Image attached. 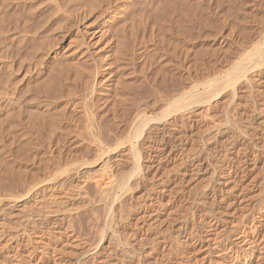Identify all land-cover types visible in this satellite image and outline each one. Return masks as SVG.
<instances>
[{
	"label": "rangeland",
	"instance_id": "1",
	"mask_svg": "<svg viewBox=\"0 0 264 264\" xmlns=\"http://www.w3.org/2000/svg\"><path fill=\"white\" fill-rule=\"evenodd\" d=\"M172 1H89L65 30L70 0H0V264H236L264 219V63L233 65L264 0ZM106 17L124 56L87 70L76 27Z\"/></svg>",
	"mask_w": 264,
	"mask_h": 264
},
{
	"label": "bare ground",
	"instance_id": "2",
	"mask_svg": "<svg viewBox=\"0 0 264 264\" xmlns=\"http://www.w3.org/2000/svg\"><path fill=\"white\" fill-rule=\"evenodd\" d=\"M3 1V0H2ZM70 1H72L71 3L73 4L72 6L71 5H69V6H71V7H73V10H70L69 9V11L67 10V12H65V13H63V18L61 19L62 20V22H60V24H59V21H57L56 19H55V25L56 24H59L58 25V27L60 26L61 28H64V25H62L61 23H63V24H66V25H70L71 23H73L75 20V25L74 26H76L77 24H76V22H77V17H79V15H80V13L84 10V4H85V7H86V5L89 3V1H90V3H93V1L94 0H87L88 1V3H81V1L80 0H70ZM101 1H105V0H101ZM109 1V3H108V7H106V9H102V10H106L105 11V13L106 12H108L109 14H113V13H115V8H116V5H114L113 6V3L115 2V0H108ZM164 1V0H163ZM170 1H172V0H170ZM175 1V0H174ZM183 1V0H182ZM235 1V0H234ZM86 2V1H85ZM99 2V1H98ZM173 2V1H172ZM218 2V1H217ZM232 2H233V0H232ZM17 3V2H16ZM70 3V4H71ZM95 3H96V1H95ZM101 3V2H100ZM103 3V2H102ZM167 3V2H166ZM165 3V4H166ZM234 3V2H233ZM5 4V3H4ZM173 4H174V2H173ZM172 4V5H173ZM197 4V3H196ZM92 5V4H91ZM99 5V4H98ZM162 5V4H161ZM160 5V6H161ZM169 5V4H168ZM171 5V4H170ZM171 5V6H172ZM59 6V5H58ZM174 6V5H173ZM235 6V5H234ZM233 6V7H234ZM40 7V6H39ZM67 7V6H66ZM161 7H163V5L161 6ZM89 8H91L92 9V7H89ZM171 8V7H170ZM173 8V7H172ZM195 8V7H194ZM6 9V8H5ZM67 9V8H66ZM94 9H95V7H94ZM157 9H158V7H157ZM161 9V8H160ZM163 9V8H162ZM165 9V8H164ZM167 9H168V6H167ZM215 9V8H214ZM221 9V8H220ZM233 9V8H232ZM52 10V9H51ZM159 10V9H158ZM60 11V10H59ZM65 11V10H64ZM95 11V10H94ZM232 11V10H231ZM100 12H102V11H100ZM100 12L99 13H96V14H100ZM159 11H157V13H158ZM177 12V11H176ZM51 13V12H50ZM82 13H85V12H82ZM92 13V12H91ZM225 13V12H224ZM55 14V13H54ZM102 14H104L103 12H102ZM152 14H154V13H152ZM171 14V13H170ZM233 14V13H232ZM57 15V14H56ZM60 15H62V13L60 14ZM101 15V14H100ZM99 15V16H100ZM105 15V14H104ZM107 15V14H106ZM156 15V14H155ZM167 15V14H166ZM222 15V14H221ZM231 15V14H230ZM96 16V15H95ZM98 16V15H97ZM96 16V18H98ZM158 16V15H157ZM208 16V15H207ZM224 16V15H223ZM21 17V16H20ZM101 17V16H100ZM99 17V18H100ZM230 17V16H229ZM12 18V17H11ZM41 18V17H40ZM59 17H57V19H58ZM107 18V17H106ZM184 19L186 18V17H183ZM124 19V18H123ZM172 19V18H171ZM170 19V20H171ZM60 20V19H59ZM95 20V19H94ZM155 20H157V19H155ZM2 21V20H1ZM26 21V20H25ZM159 21V20H158ZM173 21V20H172ZM183 21V20H182ZM186 21V20H185ZM190 21V20H189ZM58 22V23H57ZM95 22V21H94ZM160 22V21H159ZM179 22H181V21H179ZM262 22V21H261ZM54 23V22H53ZM93 23V22H92ZM109 23H110V17L109 18H107L106 20H103V22H102V24L103 25H98V26H94V27H91V25L89 26L88 24H87V26H85V27H82V28H77L76 27V36L74 37V41L71 43L75 48H73L72 47V49L70 48V51H69V53H67V54H65V55H67V57H69V58H72V59H77L76 61H78V59H81L80 61H79V64H78V62H76L75 60L73 61V60H69L70 61V63H68L69 64V66H71L72 65V62H74V64H78V65H81V64H83L82 66H84V64H87V60H88V58L90 59L92 56L93 57H97L95 60H99V61H96V62H101L102 64H103V62L105 63V66H106V63H108L109 62V60H110V57H111V59L114 61V59H116V60H118L119 61V59L121 58V56L123 55V50L120 48L121 46H123V49H124V47L126 46V45H124L123 43L121 44L120 42L122 41V39H120L119 40V37L118 36H120V29L119 28H121V27H119V28H117L118 30H115V33H113L112 31V28L110 29V27L108 26L109 25ZM169 23V22H168ZM120 24V23H119ZM156 24V23H155ZM157 24H159V23H157ZM156 24V25H157ZM167 24V23H166ZM175 24H176V22H175ZM174 24V25H175ZM184 23H182L181 25H183ZM63 27H62V26ZM85 25V24H84ZM83 25V26H84ZM121 25V24H120ZM125 25V24H124ZM160 25V24H159ZM171 25V24H170ZM180 25V26H181ZM40 26V25H39ZM43 26V25H42ZM52 26V25H51ZM51 26H49V27H51ZM57 26V25H56ZM74 26H72L71 25V27H74ZM116 26V25H115ZM165 25L163 24L162 25V27H164ZM54 27V26H53ZM66 27H68V26H66ZM123 27V26H122ZM144 27V26H143ZM149 27H150V25H149ZM157 27V26H156ZM161 27V25H160V27H158V29H161L162 28ZM167 27H169V26H166V29H167ZM182 27V26H181ZM188 27V26H187ZM54 28H56V27H54ZM165 28V27H164ZM171 28V27H170ZM169 28V29H170ZM184 28V27H183ZM52 29V28H51ZM58 29V28H57ZM56 29V30H57ZM65 29V28H64ZM68 29H70L69 27H68ZM115 29V28H114ZM124 29V28H123ZM163 29V28H162ZM165 29V30H166ZM168 29V31H170ZM179 29H180V27H179ZM27 30V29H26ZM66 30V29H65ZM112 30V31H111ZM134 30V29H133ZM154 30V29H153ZM164 30V29H163ZM163 30H160L161 32L163 31ZM181 30V29H180ZM179 30V32L178 31H176V32H178V33H182V31H180ZM186 30V29H185ZM159 31V30H158ZM167 31V32H168ZM172 31H173V29H172ZM20 32V31H19ZM31 32V31H30ZM29 32V33H30ZM38 32V31H37ZM161 32H159V33H161ZM166 32V33H167ZM183 32H185V31H183ZM26 33V32H25ZM171 33V32H170ZM178 33H177V35H178ZM259 33V32H258ZM32 34V33H31ZM164 34H165V31H164ZM65 35V34H64ZM116 35V36H115ZM121 35H123V34H121ZM125 35V34H124ZM173 35H174V33H173ZM258 35V34H257ZM126 36V35H125ZM129 36V35H128ZM130 36H131V34H130ZM129 36V37H130ZM175 36V35H174ZM249 36V35H248ZM114 37H118V42H116L115 40V42L116 43H114L113 44V39H115ZM124 37V36H123ZM136 37V36H135ZM161 37V36H160ZM168 37V36H167ZM258 37V36H257ZM131 38V37H130ZM141 38V37H140ZM46 39V38H45ZM55 39V38H54ZM71 39H73V38H71ZM126 39V38H125ZM163 39H164V37L162 38V41H163ZM166 39V38H165ZM170 39H172V38H170ZM161 40V39H160ZM244 40V39H243ZM43 41V40H42ZM51 41V40H50ZM69 41V40H68ZM157 41H159V40H157ZM57 42V41H56ZM70 42H71V40H70ZM127 42H128V39H127ZM132 42V41H131ZM165 42V41H164ZM170 42V41H169ZM52 43V42H51ZM59 43V42H58ZM69 43V42H68ZM121 45H120V44ZM124 43L126 44V40H124ZM118 44H119V46H118ZM135 44V43H134ZM251 44V46H250V48L247 50V51H244V53H243V55H242V57L240 58V60H239V62H234L235 64L233 65L234 66V69H236L237 70V72H238V70L239 71H244L245 72V70H247V69H250V68H256V67H258L259 66V64H260V66H261V64L262 63H264V33L263 34H261V35H259V37L256 39L255 38V40L254 41H252V43H250ZM19 45V44H18ZM55 45V44H54ZM57 45V44H56ZM248 45V44H247ZM67 46V45H66ZM116 46H117V48L119 47V49H115L116 48ZM133 46V45H132ZM249 46V45H248ZM247 46V47H248ZM49 47H51V46H49ZM246 46H245V48H247ZM48 48V47H47ZM114 49H115V51H114ZM127 51V50H126ZM47 52H48V50H47ZM239 53H241V51H238ZM237 52V54H239ZM8 54V53H7ZM45 54H46V52H45ZM57 53L55 52V51H53V52H50V53H48L46 56V58L48 59V60H52L53 58H55V55H56ZM60 54V53H59ZM124 54H125V52H124ZM115 55V58L113 57L112 58V56H114ZM25 56V55H24ZM44 57H45V55H43ZM59 56V55H58ZM124 56V55H123ZM123 56H122V58H123ZM68 58V59H69ZM87 59V60H86ZM93 59V58H92ZM93 59V60H94ZM135 59V58H134ZM47 60V61H48ZM66 60V59H65ZM85 60H86V63H85ZM94 60V61H95ZM115 60V61H116ZM238 60V59H237ZM54 61V60H53ZM69 61H67L66 60V62H69ZM72 61V62H71ZM84 61V62H83ZM89 61H91V60H89ZM88 61V62H89ZM103 61V62H102ZM108 61V62H107ZM83 62V63H82ZM121 62V61H120ZM60 63V62H59ZM62 63V62H61ZM65 63V62H64ZM64 63H62V64H64ZM117 63V62H116ZM67 64V63H66ZM68 64H67V66H68ZM73 64V66L75 67V65ZM93 64V63H92ZM91 64V65H92ZM97 64V63H96ZM110 64V63H109ZM46 65V64H45ZM48 65V64H47ZM89 65V64H88ZM88 65H85V66H87L88 67ZM90 65V66H91ZM108 65V64H107ZM62 66H64V65H62ZM81 66V67H82ZM83 67V68H86V67ZM93 66L94 65H92L90 68H93ZM96 66H98V64L96 65ZM101 66V65H100ZM105 66H104V68H105ZM123 66V65H122ZM259 66V67H260ZM65 67V66H64ZM77 67V66H76ZM80 69H81V67L80 66H78ZM77 67V68H78ZM67 68V67H66ZM76 68V69H77ZM119 68H121V67H119ZM62 69V68H61ZM79 69V70H80ZM87 70H90L89 68H86ZM86 69L84 70V71H86ZM95 69V68H94ZM93 69V70H94ZM97 70L99 69V67H97L96 68ZM95 69V70H96ZM101 69H102V66H101ZM258 69V68H257ZM78 70V71H79ZM93 70L91 69V71H90V74H91V76H93L94 74H93ZM104 70V69H103ZM102 70V71H103ZM66 71V70H65ZM83 71V72H84ZM100 71V70H99ZM19 72V71H18ZM71 72V71H70ZM87 75L89 74L88 73V71H86L85 72ZM85 74V75H86ZM90 74H89V76H90ZM113 74V73H112ZM81 75V74H80ZM98 75V71L96 72V74H95V76H94V78L93 79H95L96 78V76ZM100 75V74H99ZM121 75V74H120ZM108 76V75H107ZM100 77V76H99ZM232 77H234V76H232ZM102 78V77H101ZM123 78V77H122ZM212 78V77H211ZM215 78V77H214ZM213 78V79H214ZM86 79V78H85ZM89 79V81H90V78L88 77L87 78V80ZM97 80H98V78H96ZM59 80V79H58ZM86 80V81H87ZM91 80H92V77H91ZM9 81V80H8ZM85 81V80H84ZM88 81V82H89ZM102 81V80H101ZM214 82H215V80H213ZM93 82V81H92ZM91 82V83H92ZM95 82V81H94ZM93 82V83H94ZM82 83V82H81ZM90 83V82H89ZM90 83V84H91ZM92 83V84H93ZM101 83V82H100ZM210 83H211V81H210ZM17 84V83H16ZM86 83L84 82V85H85ZM88 84V83H87ZM86 84V86H88ZM206 83H204V85H205ZM213 84V83H212ZM212 84H210V85H212ZM220 84V83H219ZM222 84H223V82H222ZM27 85V84H26ZM57 85V84H56ZM93 86V85H92ZM219 86V85H218ZM217 86V87H218ZM221 86V85H220ZM59 87V86H58ZM75 87H76V85H75ZM84 87V86H83ZM90 87V86H89ZM208 87V86H207ZM216 87V88H217ZM204 88V87H203ZM11 89V88H10ZM65 89V88H64ZM84 89V88H83ZM91 89V88H90ZM210 89V91H211V89L213 90V88H209ZM209 89H208V91H209ZM88 91H89V89H88ZM87 91V92H88ZM73 92V91H72ZM199 92H201V91H199ZM198 92V93H199ZM207 92V91H206ZM80 93V92H79ZM93 93V92H92ZM197 93V94H198ZM205 93V92H204ZM59 94V93H58ZM186 94V93H185ZM182 95H183V93H182ZM185 97V96H184ZM89 101V100H88ZM91 102H93V101H91ZM76 103V102H75ZM14 104V103H13ZM89 104V103H88ZM92 104V103H91ZM3 108V107H2ZM57 109V108H56ZM18 112V111H17ZM24 112V111H23ZM20 113V112H19ZM7 114V113H6ZM16 114V113H15ZM18 114V113H17ZM88 114V113H87ZM9 115V114H8ZM11 115V114H10ZM13 115V114H12ZM6 117V116H5ZM18 117V116H17ZM91 117V116H90ZM35 118V117H34ZM140 119V118H139ZM16 121V120H15ZM15 123V122H14ZM0 124H1V122H0ZM5 125V124H4ZM46 127V126H45ZM211 128V127H210ZM207 131V130H206ZM209 131V130H208ZM216 131V130H215ZM96 133V132H95ZM25 136V135H24ZM215 136V135H214ZM213 136V137H214ZM23 137V136H22ZM203 137V136H202ZM206 137V136H205ZM210 137V136H209ZM204 138V137H203ZM108 171H106V175H107V177H106V175L104 176V177H106V179H105V182L107 183L106 185L104 184V189H105V191H112V190H114V188H116L117 186H119L118 184L116 185V184H113V183H116V182H112L113 180L111 179V177H110V175H109V173H107ZM104 182V183H105ZM103 186V185H102ZM107 187H108V190H107ZM118 188V187H117ZM116 188V189H117ZM112 192H114V191H112ZM103 194L104 193H106V192H102ZM107 194V193H106ZM110 194V193H109ZM257 194V193H256ZM258 194H260V192H258ZM252 195H255V194H252ZM262 195V194H261ZM256 197H258L257 195H255ZM255 196H250L251 198L252 197H255ZM105 197V196H104ZM260 197V196H259ZM250 198V199H251ZM262 198V197H261ZM255 199V198H254ZM251 200H253V198L251 199ZM108 202V201H107ZM262 202V201H261ZM259 203V202H258ZM243 209V208H242ZM262 209H264V208H262ZM260 210V209H259ZM242 211V210H241ZM264 212V211H263ZM243 213V212H242ZM252 213H254V212H252ZM257 213V212H256ZM246 214V213H245ZM243 215H244V213H243ZM243 215H241V216H243ZM249 215V214H248ZM247 215V216H248ZM252 215V217H254L253 216V214H251ZM250 215V216H251ZM259 216V215H258ZM258 216H255V218L252 220L253 221V223H251L252 224V227H251V230L252 231H250V232H247L246 231V229L244 228V227H247V225L246 224H242V226H241V228L239 229V232H237V234L235 235V237H234V240H233V243H232V245L230 246V248H229V252H231V251H233L234 253H235V256H236V260H235V262H236V264H264V219H263V216H262V218H260V217H258ZM251 217V218H252ZM245 218V217H244ZM241 220H242V218H241ZM243 220H245V219H243ZM242 223H244V222H242ZM108 224V223H107ZM109 225V224H108ZM250 228V227H249ZM211 235H212V233H211ZM210 238H211V236H209V238L208 239H206V241H209L210 242ZM212 239V238H211ZM115 240V239H114ZM207 243V242H206ZM205 245H207V244H205ZM211 247V246H210ZM211 248H213V245H212V247ZM215 248V247H214ZM204 249V248H203ZM86 250V249H85ZM204 250H206V251H208V255H210V257H211V252H212V250L210 251V248H209V245H208V247L206 246V248L204 249ZM204 250H203V252H204ZM228 251V250H227ZM220 252H223L222 250H219V253ZM225 252V251H224ZM223 252V253H224ZM213 253V252H212ZM216 253V252H215ZM219 253H218V255H215V256H217V257H219ZM223 253L221 254V255H223ZM205 254V253H204ZM207 255V254H206ZM213 255V256H214ZM206 257V256H205ZM207 258V257H206ZM209 258V257H208ZM225 258V257H224ZM223 258V259H224ZM220 259V258H219ZM210 260H212L211 258H210ZM214 260V259H213ZM212 260V261H213ZM222 260V259H221ZM220 260V261H221ZM226 260V259H225ZM234 260V259H233ZM233 260H232V262H233ZM223 261V260H222ZM221 261V262H222ZM228 262H229V260H227ZM221 262H219V260L217 259V261L215 262L214 261V263H212V264H222ZM225 262V261H224ZM224 262H223V264H224ZM232 264V263H231ZM234 264V263H233Z\"/></svg>",
	"mask_w": 264,
	"mask_h": 264
}]
</instances>
